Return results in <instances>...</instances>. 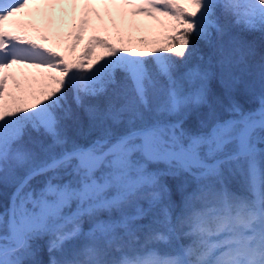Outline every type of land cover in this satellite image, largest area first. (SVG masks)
Here are the masks:
<instances>
[{
    "label": "snow or ice",
    "instance_id": "obj_1",
    "mask_svg": "<svg viewBox=\"0 0 264 264\" xmlns=\"http://www.w3.org/2000/svg\"><path fill=\"white\" fill-rule=\"evenodd\" d=\"M65 5L164 31L7 26ZM0 185V264H264V0H0Z\"/></svg>",
    "mask_w": 264,
    "mask_h": 264
},
{
    "label": "rangeland",
    "instance_id": "obj_2",
    "mask_svg": "<svg viewBox=\"0 0 264 264\" xmlns=\"http://www.w3.org/2000/svg\"><path fill=\"white\" fill-rule=\"evenodd\" d=\"M181 2H184V0H181ZM65 7L67 8V14H63L61 12L60 7L59 6L57 7L58 11H56L57 9L55 10L56 13L54 15V22L51 24L49 23L48 18L44 15L45 10L43 9L42 6H41L40 13H36L35 8L33 7L31 8L33 15L29 16L24 13L18 14L16 17H13L11 21L6 22V23H7V26L14 27L15 24H13L12 21H19V22L21 20H23L24 22L32 21L36 26H38L40 37L42 35L48 36V34L53 33L55 37L60 38L61 41L64 43L63 53L66 55L65 52L70 45L71 39H73V36H70L69 34L74 31L73 29L74 21L72 19L71 8L68 7L67 5H65ZM27 11L29 10H25V12ZM47 11L51 12V10H47ZM77 11L78 12H76V22H78L80 18V10L77 9ZM98 11L104 17V19L103 21H101L97 19L95 15L91 17V25L84 32V39L82 40L83 42H85L86 40H89L90 37L93 35H98L99 34L97 32L98 30H105L108 33L110 32V35H113L111 33H120L122 29H126L128 30V33H127L128 35L123 36L125 41H127V38H129L130 36L135 37V39L139 38L140 36H147L148 38L152 39L154 37H157L160 33L164 31V28L157 21L153 20L152 18L144 14L132 16L129 13L126 18L122 19L121 16L116 12V10H113V18L118 27H113L112 20L109 19L108 15L106 14L105 9L103 7H100ZM44 42L48 43V40ZM102 53H103V48L98 46L96 48L95 54L101 55ZM94 57H97V56H94ZM22 66L23 65H14L12 69H10V71L14 73L17 78L20 75L25 77L26 74H33V73L38 72L36 69H30V68H26ZM20 80L23 82L24 78ZM10 84H11V81H10Z\"/></svg>",
    "mask_w": 264,
    "mask_h": 264
},
{
    "label": "trees",
    "instance_id": "obj_3",
    "mask_svg": "<svg viewBox=\"0 0 264 264\" xmlns=\"http://www.w3.org/2000/svg\"><path fill=\"white\" fill-rule=\"evenodd\" d=\"M20 22H24L23 20H21ZM26 22V21H25ZM32 22V21H31ZM15 27V26H14ZM37 28H38V26H37ZM39 29V28H38ZM28 32H29V34L30 35H32V36H34V37H36V38H40V35H39V31H37L36 29H33V28H29L28 29ZM99 34L98 35H101V36H106V37H108V38H110L114 43H117L118 41H117V36L118 35H122V36H126V35H128L127 33H128V30H126V29H122L121 31H120V33H111V34H113V35H110V32L108 33L107 31H105V30H98L97 31ZM247 35V38L249 39V40H255L256 42H257V44H258V46L261 44V33H259V32H254V33H249V34H246ZM131 37V36H130ZM132 39H133V41L135 42L137 39H135V37H131ZM150 39V38H149ZM127 40H128V38H127ZM74 41V37H73V39H71V41H70V44L72 43ZM41 42H43V43H46V42H44V41H41ZM88 42V40H86L85 42H83V41H80L79 42V44H78V46H77V48H76V50L74 51V52H72V51H70L69 50V47H68V49L66 50V55L70 58V59H74V58H76L79 54H80V52L83 50V48H84V45L86 44ZM48 46H50V47H53V48H55L56 50H58V51H61V52H63L64 50V47H63V45H64V43L61 41V39L60 38H57V37H55L54 36V34L53 33H50V34H48V43H46ZM105 50L103 49V52H104ZM94 56H99V54H95ZM94 59H96V57H93V60ZM31 75H38V72L37 73H33V74H26V76H31ZM18 78H20V79H23L24 78V76H22V75H20V76H18ZM11 187H7V186H2V185H0V192H2L3 194H4V197H5V199H6V197H7V195L11 192ZM37 243L38 244H40L41 245V248H42V251H41V253H40V258L41 259H43V260H47L48 259V253H47V251H46V248L44 247V241L43 240H40V241H37Z\"/></svg>",
    "mask_w": 264,
    "mask_h": 264
},
{
    "label": "bare ground",
    "instance_id": "obj_4",
    "mask_svg": "<svg viewBox=\"0 0 264 264\" xmlns=\"http://www.w3.org/2000/svg\"><path fill=\"white\" fill-rule=\"evenodd\" d=\"M57 9V8H56ZM50 10V9H49ZM79 10V9H78ZM56 11H58V9L56 10ZM78 12V11H77ZM56 13V12H55ZM63 14H65V13H63ZM57 15V14H56ZM61 16V15H60ZM36 17H37V15H36ZM38 20V19H37ZM41 22V21H40ZM48 22V21H47ZM47 22H46V24H47ZM58 23V22H57ZM63 23V22H62ZM68 23V22H67ZM45 24V25H46ZM55 24V23H54ZM69 25V24H68ZM49 26V25H48ZM23 67V66H22ZM18 68H20V67H18Z\"/></svg>",
    "mask_w": 264,
    "mask_h": 264
}]
</instances>
